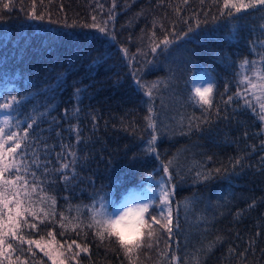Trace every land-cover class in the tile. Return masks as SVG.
Masks as SVG:
<instances>
[{"label":"trees","instance_id":"obj_1","mask_svg":"<svg viewBox=\"0 0 264 264\" xmlns=\"http://www.w3.org/2000/svg\"><path fill=\"white\" fill-rule=\"evenodd\" d=\"M113 2L2 0L10 9L0 3V103L11 96L21 101L0 114H9L13 125L23 121L13 131L26 127L29 117L36 119L26 162L35 152L39 167L32 165L31 171L56 200L55 217L34 221L37 229H26L28 238L49 241L47 232L52 231L60 244H87L89 252L81 253V264H129L115 237L101 243L91 230L87 237L65 231L59 226L60 214L71 219L79 209L87 221V206L95 203L99 208L101 198L110 213L143 187L150 174L158 181L164 175L161 162L171 160L177 185L173 218L179 227L171 239L162 232L158 246L136 253L137 264H169L172 255L178 258L174 264H264V122L234 96L244 87L239 84L242 61L255 60L262 67L264 6L249 9L239 20L213 21L218 12L210 0L204 5L200 0H188L187 5L182 0H115V7ZM33 4L37 14H46L44 20L28 18ZM194 14L201 21L195 32L168 52L151 53L153 31L157 39L163 37L161 24L169 32H186L189 25L195 27ZM92 16L101 24L107 21L114 40L95 29L63 23L91 24ZM49 18L60 22L49 23ZM98 57L102 62L94 64ZM204 76L214 81L213 108L207 113L189 100L194 82ZM136 79L160 82L152 101L159 159L146 152L152 135L145 120L148 97ZM230 95L234 99L226 104ZM193 117L200 118V131L189 132ZM65 146L76 152V163L57 171L72 159ZM73 170L74 178L64 181ZM209 170L212 179L197 181L198 171ZM28 179L33 177L29 174ZM40 207L52 210L50 201ZM150 213L158 215V209ZM32 247L35 255L25 251L22 259L52 264ZM165 251L167 258L161 255ZM16 255L21 254L14 253L13 260Z\"/></svg>","mask_w":264,"mask_h":264},{"label":"snow or ice","instance_id":"obj_2","mask_svg":"<svg viewBox=\"0 0 264 264\" xmlns=\"http://www.w3.org/2000/svg\"><path fill=\"white\" fill-rule=\"evenodd\" d=\"M210 2L212 5L217 6L218 12V15L212 17L213 21L218 18L239 20L243 18L242 14L246 13L249 9H257L259 6H264V0H210ZM0 3H2V0H0ZM200 3L204 5L205 0H200ZM182 4L187 5L188 0H182ZM10 7V3H2L3 9H10ZM113 7H115V0ZM34 9L35 4H33V11L28 14L29 19L44 20L46 18L44 12L37 14ZM174 11L178 15L181 8L177 6ZM109 19H114V17L110 15ZM192 19L196 21L195 27L189 25L187 31L180 34H176L174 31H166L164 25L161 24L163 37L157 39L155 31L149 37L151 53H157L158 49H161L162 52H168L171 45L175 44L178 40H183L189 33L195 32L200 27L201 21L196 14L193 15ZM48 22L59 23L60 21L49 18ZM63 23L65 27L81 26L95 29L98 33L109 36L113 40L115 39L114 34L107 27V21L101 24L97 22L96 16H92L91 24L78 25L76 21L68 24L66 20ZM155 24L156 22L154 21L153 27H155ZM261 27L264 28V25ZM92 39L96 40L98 37L93 36ZM161 46L163 47L161 48ZM121 51L125 56H128L127 48ZM102 59V57H98L93 63L99 64L102 62ZM260 64L262 67H257L255 60L249 61L245 59L242 61L239 84L244 87L238 88L234 96L243 99V106L254 114H257L259 120L264 122V58L261 59ZM159 83L143 82L140 79H136V84L143 90L144 95L148 97V115L145 117V120L147 121V127L152 130V135L151 139L147 141L146 152L148 154H155L157 159H159V153L155 145L158 139V128L155 118L156 112L152 106V101L154 93L158 91ZM213 91V83L203 86L195 85L191 89L189 100L207 113L213 108ZM77 92H79V89ZM234 96L230 95L225 103H231ZM20 103L21 101L16 96H11L0 103V110H12ZM75 111L78 112L79 109L77 108ZM29 119L31 122L19 131L11 129L13 127L19 128L23 121L17 120L15 125H13L10 115H5L0 119V264H5V262L7 264H28V260L26 258L22 259V255L25 251L35 255L32 246L43 252L52 264H81V253L89 252L87 244L78 243L77 240H72L70 243L65 241L63 244H60L59 241H56L55 234L52 231L47 232V236L51 238L49 241H45L43 236L38 240L30 239L28 238V234H26V229H37V224L34 221L39 219L43 223L45 220L54 218L56 215L54 210L56 204L55 198L49 197L44 192V189L37 182L36 173L31 171L32 165L39 167L37 164L38 157H36L35 152H33L31 162H26V150L29 147L30 130L37 123L35 118L29 117ZM203 122L206 123L207 121ZM188 129L189 132L192 130L200 131V118H190ZM73 130L77 132V143H79V130L77 128ZM65 147L69 149L68 155L72 159L70 162L61 163L60 169H57V171L69 169L76 163V152L70 150L71 146ZM161 163L164 175L158 181H155L156 187L154 191L156 194L147 202L135 204L132 207L124 206L113 216L105 210L103 198H101L99 208L96 207L95 203L87 206V221L81 218L79 209H77V215L71 219L61 213L59 220L60 228L65 231L71 230L76 232L78 236L83 234L84 237L88 235L87 230H91L95 238L101 243L106 240L112 242V238L115 237V243L119 246L124 256L127 257L129 264H137L138 256L135 255L136 253L144 247L152 249L154 246H158L160 233L162 232L167 233L169 239H171L174 227H179L178 222L174 224L173 218V197L176 194L177 185L173 182V172L170 171L172 161L169 160L167 163H163L162 161ZM236 163L238 164L239 160ZM212 171H198L196 173L197 181L212 179ZM214 171L219 173L220 169H215ZM29 174L33 177L31 181L28 179ZM179 175L180 173L177 172L176 176L179 177ZM74 176L73 170L72 177L64 175L63 179L67 182L71 178H74ZM148 179L152 181L154 178L150 174ZM49 201L51 211L43 207L37 208L38 204H45ZM185 207H187V204H185ZM152 208L158 209V215L150 213V209ZM29 217L32 219L30 220ZM133 225L135 226V232L131 234H127L122 230ZM78 229L79 231H77ZM60 234L63 235L64 233L61 232ZM219 239L217 237V240ZM24 245H28L27 249L24 248ZM14 253H20L21 255H16L15 260H13ZM161 255L167 258L166 251L162 252ZM177 260L178 258L172 255L169 264H174Z\"/></svg>","mask_w":264,"mask_h":264},{"label":"rangeland","instance_id":"obj_3","mask_svg":"<svg viewBox=\"0 0 264 264\" xmlns=\"http://www.w3.org/2000/svg\"><path fill=\"white\" fill-rule=\"evenodd\" d=\"M98 22V21H97ZM208 83H213L214 85V81L211 79H209L208 77L204 76V77H200L198 80H196L193 84V87L195 85H206ZM213 98H214V91H213ZM198 106V105H197ZM199 107V106H198ZM5 115H9V114H3L0 116V119H2ZM156 180H152V181H147L143 187H141L138 191L131 193L129 195H127L126 197L123 198V201L119 204H117L115 206V208L113 209V211H110V213L115 216L116 212L118 210H120L122 207L127 206V207H132L135 204H139V203H144L147 202L149 199H151L156 193H155V184ZM153 209V208H152ZM151 210V209H150ZM125 233L127 234H131L133 232H135V226H130L128 228L122 229Z\"/></svg>","mask_w":264,"mask_h":264}]
</instances>
